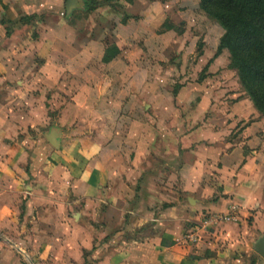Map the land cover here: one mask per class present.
Listing matches in <instances>:
<instances>
[{
    "label": "clouds",
    "instance_id": "9594fccd",
    "mask_svg": "<svg viewBox=\"0 0 264 264\" xmlns=\"http://www.w3.org/2000/svg\"><path fill=\"white\" fill-rule=\"evenodd\" d=\"M202 2L97 0L73 26L65 0H2L0 264H246L232 257L257 237L237 221L264 218V141H227L239 69L225 48L203 73L229 26Z\"/></svg>",
    "mask_w": 264,
    "mask_h": 264
},
{
    "label": "trees",
    "instance_id": "16d2710c",
    "mask_svg": "<svg viewBox=\"0 0 264 264\" xmlns=\"http://www.w3.org/2000/svg\"><path fill=\"white\" fill-rule=\"evenodd\" d=\"M212 2L218 8L210 15L229 26V35L221 40V47L230 50L232 64L239 69L245 90L264 116V0ZM208 3L209 0H203L202 7Z\"/></svg>",
    "mask_w": 264,
    "mask_h": 264
},
{
    "label": "rangeland",
    "instance_id": "374dc122",
    "mask_svg": "<svg viewBox=\"0 0 264 264\" xmlns=\"http://www.w3.org/2000/svg\"><path fill=\"white\" fill-rule=\"evenodd\" d=\"M83 2L85 4L88 5L87 11L81 13L80 12V7L83 5ZM0 3H2V0H0ZM97 6V0H65V10H66V15L70 14L73 17V26H75V22L76 21H82V22H86L88 15L93 13L95 11V8ZM7 11V8L5 9ZM18 11H20L19 7L17 8ZM30 21L25 19L23 16V13L21 12V22H20V26L23 27L24 24L29 23ZM4 23L2 20H0V24ZM97 23L99 24V20L97 21ZM172 20L171 17H169L166 21H165V27L169 28L172 27ZM8 35H11V32H8ZM87 35V29L86 27H84L83 25L79 28L78 30V36L80 37H84ZM157 35H164V33L162 32H157ZM180 35H183V33H180ZM7 47V46H5ZM202 47V46H201ZM228 49V48H227ZM225 47L222 48L221 47V42H220V46L219 49L217 50L216 54L212 57V59H210L206 65H204L203 68V73H207L209 71V68H211L214 63L215 60L221 56V55H225ZM111 51L112 54L116 53V55H119V51L115 49V46H111ZM132 53H129V55H131ZM201 55H203V53L201 52ZM228 55L229 58L231 59V52L228 49ZM229 69H233L235 68L234 65L232 63H230L228 65ZM221 72H223V69H220ZM238 77L239 79L237 80V85L240 88V94L237 96L236 99L234 100H229L227 103V107L225 108V112L227 113V116H225L223 113L218 117V119L224 123L225 125H232L233 121L236 120V128L234 130V135L231 137L227 138V141L229 143H234L237 140V135H240L242 130L246 127V125L251 124L254 121H260L261 122V129H262V134L264 135V116L259 112V110L256 108V106L254 105L251 97L249 96V94L247 93V91L245 90L241 78L239 76V72H238ZM203 74H201L200 79L197 81L198 85H202L203 84ZM215 82V81H214ZM177 92H179V88H177ZM2 95V94H0ZM229 95H232V93H229ZM51 97L49 96V99ZM246 105H251V108L248 109L249 114L247 116V122H245L243 119L240 118V113L242 111L245 110ZM29 131L31 132V127L29 126ZM5 143H10L8 141H5ZM230 150V149H229ZM183 155V153H181ZM134 158V157H133ZM165 207H167V205H165ZM199 214V213H198ZM210 217L208 216V213L205 212L202 220H207ZM242 223L241 224V228H243L245 225H247L248 229L255 230L253 227V217L252 216H244V218L242 219ZM187 227H195V228H199L202 227V222L197 221L194 222L193 224L187 225ZM209 232H213V229H208ZM253 235L255 237H257L255 243L260 239V237L264 236V232L261 231V229L256 227L255 232L252 231ZM185 234H187V231H185ZM207 241V238H205ZM251 240V237H250ZM255 243L251 244V248L252 251L251 253L248 252H243L240 254H234L233 255V259L239 258L240 255H242L245 260H246V264H264V257L261 256L256 250H255ZM222 251H224L225 249L222 247L221 248ZM211 254H216L213 252H209ZM85 255H87L86 251H85Z\"/></svg>",
    "mask_w": 264,
    "mask_h": 264
},
{
    "label": "crops",
    "instance_id": "0c3cea01",
    "mask_svg": "<svg viewBox=\"0 0 264 264\" xmlns=\"http://www.w3.org/2000/svg\"><path fill=\"white\" fill-rule=\"evenodd\" d=\"M261 122L260 121H254L251 124L246 125V127L242 130L241 134L242 135L244 132L251 130L249 136H248V140H251L253 138V136H255L257 139L264 141V135L261 133L262 129H261ZM235 151H239L240 153V157H241V163L242 164H246L247 163V159L246 157L248 156V149L247 147L244 148H240L237 149L235 146L233 148H231L230 150H228V154L229 156L232 155L233 152ZM258 163V162H257ZM221 168L225 167L224 164L220 165ZM216 203H219L218 201H215ZM189 215H192L191 213H189ZM195 215H199L198 213H195ZM252 216L253 217V227L256 230V227L260 229V225L264 224V218H261L260 220L257 219L256 213L255 212H251L249 213L247 216ZM244 217H241L240 220L237 221L238 226L240 227L242 223V219ZM20 220H23V208L21 207V215H20ZM107 226V225H105ZM31 227V225L29 226ZM241 228V227H240ZM255 230H252L255 232ZM222 248V247H221ZM43 249H41L42 251ZM210 251H205L204 253H202L203 256L205 257H209V258H218L217 254H211L209 253ZM222 249H220V255H223ZM233 258V257H232ZM181 264H190L189 260H181ZM225 264H229L228 261H225Z\"/></svg>",
    "mask_w": 264,
    "mask_h": 264
},
{
    "label": "water",
    "instance_id": "95a60500",
    "mask_svg": "<svg viewBox=\"0 0 264 264\" xmlns=\"http://www.w3.org/2000/svg\"><path fill=\"white\" fill-rule=\"evenodd\" d=\"M70 1V0H69ZM255 250L264 257V236L255 243Z\"/></svg>",
    "mask_w": 264,
    "mask_h": 264
}]
</instances>
